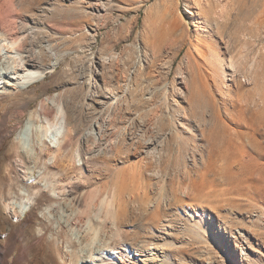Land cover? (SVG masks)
<instances>
[{
    "label": "rangeland",
    "instance_id": "1",
    "mask_svg": "<svg viewBox=\"0 0 264 264\" xmlns=\"http://www.w3.org/2000/svg\"><path fill=\"white\" fill-rule=\"evenodd\" d=\"M31 18L44 31L33 39L59 60L19 95L0 78L3 189L24 219L0 241L5 262L22 264L13 257L42 233L62 250L81 248L71 242L77 230L58 226L66 213L49 176L56 169L26 162L15 147L18 125L46 103L70 116L76 148L101 123L102 140L80 154L90 162L61 176L66 190L77 182L96 202L113 181L131 192L134 174L157 171L162 199L161 187L150 196L170 214L161 219L172 225L163 234L169 263L264 264V0H0L1 29L18 33ZM111 137L124 139L127 162L104 152ZM138 160L156 165L140 169ZM43 195L57 202L34 208Z\"/></svg>",
    "mask_w": 264,
    "mask_h": 264
},
{
    "label": "bare ground",
    "instance_id": "2",
    "mask_svg": "<svg viewBox=\"0 0 264 264\" xmlns=\"http://www.w3.org/2000/svg\"><path fill=\"white\" fill-rule=\"evenodd\" d=\"M10 17L12 18V16ZM27 26H20L18 33H15V29L11 26L5 29L0 28L2 31L0 32V78H6V84L3 83L6 85L5 88L10 85L18 95L24 90L27 91L32 83L42 80L47 69L53 70L59 60L53 53H47V50L50 52V49L45 47V43H42L45 45H41V42H36L33 39L39 30H41L40 33L44 32L37 21L31 18V23ZM22 115L23 111L20 110L14 115V118H19ZM69 117L60 106L52 110L46 103H41L38 108L31 110L16 128L15 147L26 162H33V164L42 167L49 164L50 167L56 169L57 173L49 176L52 179L57 177L58 184L54 187V193L58 197H63L62 205L66 213L62 222L57 221L58 226L61 231L62 229L66 230L67 226L71 231L77 230L76 234L73 233L75 237L71 242L75 245L74 241L76 240L81 250H62L56 237L48 241L45 239V233H42L37 238L35 247L28 251L25 248L28 241H24L22 251L15 254L13 262L15 260L22 264H79L84 259L81 262L88 264H146L150 262L171 264L168 262V252L164 248L167 243L163 239V234L170 232L169 229L172 225L161 221V219L167 220L170 214L164 206H161L158 196L156 198L150 196V194L155 195L161 187L159 195L162 199L166 180L162 177L154 183L151 182L152 176L159 172L150 171L149 176L143 178L139 170L133 176L131 183L133 191L131 192L127 186L118 184L119 181H113V184L103 191L96 202H94V190L90 189L80 193L77 182L73 184L75 189L69 186L66 190L63 185H60L62 175L73 178V174L75 170L78 171L80 164L90 162V158L82 157L84 160L81 159L80 154H90L95 147L93 144L103 138L101 123L98 122V131L94 132L91 129L85 132L86 136L92 137L91 142L86 139L83 146L74 147L73 138L76 134ZM6 122L7 117L5 114H1L0 126L4 127ZM123 140L120 143H115L111 137L103 146L104 152L108 155L113 153L112 155L118 161L121 158L123 162H127L125 157L128 148L125 147ZM119 153L124 155L118 158L116 155ZM43 155L45 157L42 158ZM8 159V154H4L0 158V241L6 239L11 231L24 220L22 218L23 208L20 204L10 201L7 195L9 193H5L3 189L5 183L10 179V170L5 172L3 169L6 168H3L1 161ZM138 161L140 169L144 170L156 165V162L153 161L146 163H143L142 160ZM186 192L185 196H191L193 193L189 188L186 189ZM46 202L57 201L50 198L46 200L43 195L42 199L36 202L34 208L49 204ZM5 211L17 218L18 223H12L7 214H4ZM64 222L65 226L62 225ZM158 224L161 225L158 226ZM221 225L223 230L229 229L223 219ZM191 232L193 235H198V232L192 231V229ZM27 233H31V230H26V239H30ZM146 233H150V235ZM126 234L131 235L128 241L124 239ZM99 242L102 243L98 245ZM83 251L84 253H82ZM55 255H58L61 262L56 260ZM0 264H7L3 249L0 250Z\"/></svg>",
    "mask_w": 264,
    "mask_h": 264
}]
</instances>
